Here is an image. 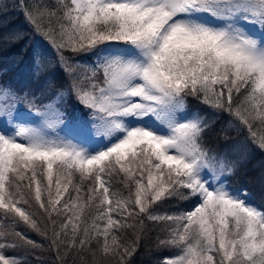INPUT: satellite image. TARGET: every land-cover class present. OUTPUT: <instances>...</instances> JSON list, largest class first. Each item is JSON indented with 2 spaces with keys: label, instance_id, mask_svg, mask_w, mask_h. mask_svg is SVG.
<instances>
[{
  "label": "snow or ice",
  "instance_id": "6c2138e0",
  "mask_svg": "<svg viewBox=\"0 0 264 264\" xmlns=\"http://www.w3.org/2000/svg\"><path fill=\"white\" fill-rule=\"evenodd\" d=\"M23 10L62 63L68 51L89 61L71 92L90 111L65 124L62 92L39 101L0 85V220L37 229L38 205L61 257L95 255V241L123 264L135 242L120 244L113 230L132 217L162 223L159 243L178 249L163 264H264V205L231 187L237 162L205 146L211 122L187 111L192 97L226 114L264 151V0H57ZM77 122L91 143L61 135ZM190 199L187 211L150 210ZM7 237L0 230V264H22L6 254L17 246Z\"/></svg>",
  "mask_w": 264,
  "mask_h": 264
},
{
  "label": "trees",
  "instance_id": "16d2710c",
  "mask_svg": "<svg viewBox=\"0 0 264 264\" xmlns=\"http://www.w3.org/2000/svg\"><path fill=\"white\" fill-rule=\"evenodd\" d=\"M56 2L57 0H0V85L35 94L39 101H47L62 92L63 99L59 107L64 113L65 122L73 117L84 120L90 110L77 101L71 92V84L74 76L86 71L89 61L83 53L68 51L65 52L68 64L62 63L48 42L26 20L23 10L25 4L29 7L34 4L52 6ZM37 61L41 65L39 72ZM68 65L75 67L76 71L69 72ZM187 111L199 112L211 122V127L205 134V146L216 153H227L237 162L234 173L228 178L231 187L246 190L251 201L264 205V151L250 145L242 133L234 127H229L226 114L192 97L187 100ZM74 125L79 127L83 135H87L79 122ZM114 180L116 188L127 191L121 187L118 178ZM160 205L163 207L160 208ZM193 206L192 199L162 200L152 205L150 210L160 208V212L172 214L190 210ZM32 211L35 213L37 229L23 222L0 220V230H6L7 238L15 240L17 245L5 250L9 257L19 258L22 264H120L118 258L110 253L104 254L96 250L95 241L92 244L95 255L85 252L82 255L65 253L63 257L58 256L57 249L52 244L50 220L41 215L38 205L34 206ZM89 211L94 210L85 208V215ZM113 215L115 217V213ZM143 216L144 214H141V219ZM127 222L132 224V227L113 230L120 244L135 242V251L126 257L123 264H163L165 258L173 257L178 252L175 247L159 243L166 234L161 222L144 219L141 225L133 221L132 217H128ZM15 232L22 233L32 243L20 240L14 235Z\"/></svg>",
  "mask_w": 264,
  "mask_h": 264
},
{
  "label": "rangeland",
  "instance_id": "374dc122",
  "mask_svg": "<svg viewBox=\"0 0 264 264\" xmlns=\"http://www.w3.org/2000/svg\"><path fill=\"white\" fill-rule=\"evenodd\" d=\"M259 36V33H257ZM25 120H35V117L28 116L27 114L24 116ZM67 124V122H65ZM61 135H67L69 137H75L76 140L84 142V143H91L88 136L85 134L83 135L81 133V130L79 127L77 128L75 125H72L71 127H65L64 125L61 126Z\"/></svg>",
  "mask_w": 264,
  "mask_h": 264
}]
</instances>
